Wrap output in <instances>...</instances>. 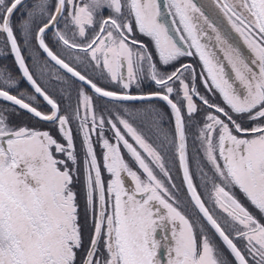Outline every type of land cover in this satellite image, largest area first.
Masks as SVG:
<instances>
[{
    "label": "snow or ice",
    "instance_id": "1",
    "mask_svg": "<svg viewBox=\"0 0 264 264\" xmlns=\"http://www.w3.org/2000/svg\"><path fill=\"white\" fill-rule=\"evenodd\" d=\"M26 5L0 0V264H264V0Z\"/></svg>",
    "mask_w": 264,
    "mask_h": 264
},
{
    "label": "flooded vegetation",
    "instance_id": "2",
    "mask_svg": "<svg viewBox=\"0 0 264 264\" xmlns=\"http://www.w3.org/2000/svg\"><path fill=\"white\" fill-rule=\"evenodd\" d=\"M32 2H33V0H27V5L26 6H30ZM196 2L198 4H202V3H205L206 0H196ZM107 14H108V11H107V9H105L104 15L106 16ZM18 16H20V12L16 13V16L13 17V20L15 21L16 17H18ZM220 19L223 21L224 25L227 27V21L224 20L222 15L220 16ZM59 23H60V26L62 27L63 26V19L62 18H61ZM232 35H233V42L240 48V50H241L242 54L245 56V58L250 61L252 59V54H251L250 50L247 48V46L243 43L242 38H240L238 36V34H235V33H233ZM197 60H198V58L196 60H194L193 58L189 57V58H186L185 62L192 63L195 67H197V70L199 71V65L197 63ZM122 71H126V69H123ZM227 71H228L229 75L234 78V74L231 72V69L227 68ZM26 87H28V86H26ZM153 87L154 86L151 84V82L149 80L144 79L140 83L139 87L136 88L135 84H134L132 86V88L130 89V92L133 95H138V94H141V93L147 94L148 92L153 90ZM126 103L143 104L142 102H126ZM153 103H158L160 106H162L163 108L167 109L164 106V103L161 102V101H153ZM167 110L169 111V109H167ZM189 145L191 147V137L189 139ZM196 181L199 182L198 174H197V177H196ZM189 207H190L191 213L190 212H188V213L189 214H194V210L192 209V207L190 205H189ZM165 234L170 236V226H169V230L167 231V233L165 231H159L158 232V239L163 240V237L165 236ZM159 258L161 260V264H167V252H166V249L163 248V247H161V249L159 250Z\"/></svg>",
    "mask_w": 264,
    "mask_h": 264
},
{
    "label": "rangeland",
    "instance_id": "3",
    "mask_svg": "<svg viewBox=\"0 0 264 264\" xmlns=\"http://www.w3.org/2000/svg\"><path fill=\"white\" fill-rule=\"evenodd\" d=\"M0 54H3V55H0V66H3L4 64L11 65V63H12L11 62V58H10V56H7V53L3 49L2 46H0ZM5 57H7V58H5ZM135 87L137 88L136 85H135ZM25 88H27V87L26 86L24 87V85L21 84V89L23 90ZM127 104L135 105L136 107L147 106L146 104H139V103H127ZM153 105L160 107L161 110L164 111V112H168L167 109L163 108L158 103H153ZM12 123L16 124V125H27V126H30V127H36V128H38L40 130H50V131H53V133L55 131L54 129H52L50 127V125H46L45 123L37 124L34 120L29 119V116L27 114H24V113H21L18 116H14L12 118ZM76 145H77V151H79V145H80V141L79 140L76 141ZM97 154H98V159L100 160L101 165H102V153H101L99 147H97ZM126 158H127V156H126ZM173 176H174V182H175V184L177 185V187L179 189V191H176L175 189L173 191L179 197L181 202H183L184 204H187L188 194H187V191L185 189V186L182 184V175H181V173H177L174 170L173 171ZM103 178L105 179V181H107V179L109 178L108 174L106 173V171L103 173ZM125 183H126V186H128V187H132L133 186L131 184V181H130L129 178L125 179ZM76 187H77V190L80 189L79 185H77ZM187 211L191 213L189 206L187 207ZM217 243H219V241H217Z\"/></svg>",
    "mask_w": 264,
    "mask_h": 264
},
{
    "label": "water",
    "instance_id": "4",
    "mask_svg": "<svg viewBox=\"0 0 264 264\" xmlns=\"http://www.w3.org/2000/svg\"><path fill=\"white\" fill-rule=\"evenodd\" d=\"M165 2V0H161V3L163 4ZM129 102H140V101H129ZM182 175V174H181ZM185 186V189H186V185Z\"/></svg>",
    "mask_w": 264,
    "mask_h": 264
},
{
    "label": "trees",
    "instance_id": "5",
    "mask_svg": "<svg viewBox=\"0 0 264 264\" xmlns=\"http://www.w3.org/2000/svg\"><path fill=\"white\" fill-rule=\"evenodd\" d=\"M11 58V62H12V57H10ZM22 85H24V87L25 86H27L25 83L24 84H22ZM23 113V112H22ZM46 125H48L47 123H45Z\"/></svg>",
    "mask_w": 264,
    "mask_h": 264
}]
</instances>
